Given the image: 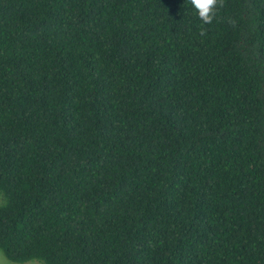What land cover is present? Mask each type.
<instances>
[{"label": "trees", "instance_id": "trees-1", "mask_svg": "<svg viewBox=\"0 0 264 264\" xmlns=\"http://www.w3.org/2000/svg\"><path fill=\"white\" fill-rule=\"evenodd\" d=\"M0 0V251L17 263L264 264V0Z\"/></svg>", "mask_w": 264, "mask_h": 264}, {"label": "clouds", "instance_id": "clouds-1", "mask_svg": "<svg viewBox=\"0 0 264 264\" xmlns=\"http://www.w3.org/2000/svg\"><path fill=\"white\" fill-rule=\"evenodd\" d=\"M198 18L202 21L200 35H205L204 24H211L217 15V8L224 6V0H190Z\"/></svg>", "mask_w": 264, "mask_h": 264}, {"label": "rangeland", "instance_id": "rangeland-1", "mask_svg": "<svg viewBox=\"0 0 264 264\" xmlns=\"http://www.w3.org/2000/svg\"><path fill=\"white\" fill-rule=\"evenodd\" d=\"M1 201H2V198L0 195V203H1ZM0 264H43V263L36 260V259H32V260H29V261L24 262V263L12 262V261L6 259L0 251Z\"/></svg>", "mask_w": 264, "mask_h": 264}]
</instances>
